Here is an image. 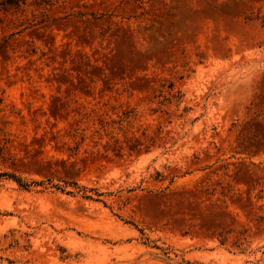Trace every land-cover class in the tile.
<instances>
[{
	"label": "rangeland",
	"instance_id": "obj_1",
	"mask_svg": "<svg viewBox=\"0 0 264 264\" xmlns=\"http://www.w3.org/2000/svg\"><path fill=\"white\" fill-rule=\"evenodd\" d=\"M0 264H264V0H0Z\"/></svg>",
	"mask_w": 264,
	"mask_h": 264
},
{
	"label": "trees",
	"instance_id": "obj_2",
	"mask_svg": "<svg viewBox=\"0 0 264 264\" xmlns=\"http://www.w3.org/2000/svg\"><path fill=\"white\" fill-rule=\"evenodd\" d=\"M201 58V57H200ZM162 80H164V79H162ZM162 80H161V82L159 83L160 84V87H167V88H172V86H173V84L170 82V83H166L165 81L164 82H162ZM176 96V94L175 93H172L171 94V97H175ZM14 180H16L18 183L20 182V180L19 179H17V177L15 176V175H10ZM33 183H35V184H37L36 183V181H33ZM223 241H224V239H221L220 240V242L221 243H223Z\"/></svg>",
	"mask_w": 264,
	"mask_h": 264
}]
</instances>
